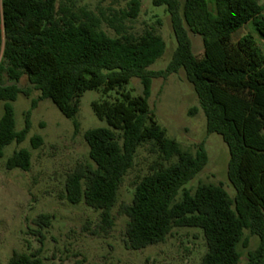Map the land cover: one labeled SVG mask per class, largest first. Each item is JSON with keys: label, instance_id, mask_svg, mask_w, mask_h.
Returning <instances> with one entry per match:
<instances>
[{"label": "trees", "instance_id": "1", "mask_svg": "<svg viewBox=\"0 0 264 264\" xmlns=\"http://www.w3.org/2000/svg\"><path fill=\"white\" fill-rule=\"evenodd\" d=\"M153 0L170 14L177 48L165 71L149 70L166 51L163 37L153 30L134 35L123 23L135 20L141 0H131L121 18H101L86 9L59 8L58 0H0V158L13 143L26 141L32 111L49 99L68 119L75 120L87 90L116 91L114 100L92 103L95 115L107 127L85 132L90 164L70 173L65 197L71 204L85 203L101 212L105 230L114 225L113 208L124 177L133 167L140 147L151 144L161 161L137 184L132 203L121 208L129 218L126 236L131 250L166 241L175 228L200 229L207 251L200 264H242L239 246L249 250L245 264H264V53L247 34L237 42L233 34L252 23L264 39V5L258 0ZM106 25L115 32L110 36ZM189 33L203 40V54L193 53ZM183 69L193 84L207 120V132L219 134L230 153L228 178L236 191L232 198L222 185L201 184L192 192L185 185L206 166L208 154L200 145L196 154L167 137L150 108L152 79L166 78ZM26 76L32 88L5 85ZM139 78L141 96L126 85ZM32 90L41 96L25 114L17 130L14 103ZM38 149L41 136L31 138ZM31 151H15L8 170L29 171ZM181 194V196H180ZM51 216L36 222L50 225ZM9 264H45L40 252H14Z\"/></svg>", "mask_w": 264, "mask_h": 264}, {"label": "rangeland", "instance_id": "2", "mask_svg": "<svg viewBox=\"0 0 264 264\" xmlns=\"http://www.w3.org/2000/svg\"><path fill=\"white\" fill-rule=\"evenodd\" d=\"M183 5L185 0H179ZM264 5V0H258ZM131 0H58V7L74 10L86 9L97 16L118 19L129 11ZM142 7L135 20L125 19L123 23L134 35L153 30L166 42V51L161 59L149 67L154 72L165 71L177 48L170 14L166 7H156L153 0H141ZM209 9L215 13L212 0ZM110 36L115 32L103 25ZM253 35L264 53V39L254 30L252 23L233 34L237 42L243 36ZM193 53L203 54V40L199 35L189 33ZM5 85L16 84L21 89L32 88L24 76L20 83L7 78ZM133 96L143 94L139 78H133L126 85ZM41 93L32 90L30 95H20L14 103L17 130L25 125V114L32 102ZM116 91L108 93L87 90L80 99L75 120L66 118L49 99L39 100L32 111L31 131L22 144L13 143L0 158V264H9L14 252L35 253L45 264H200L207 251L203 232L196 228H175L165 242L142 250H131L126 241L129 218L121 208L130 205L136 184L150 172V168L161 161L151 144L139 148L133 167L124 177L119 190L117 205L112 210L114 225L105 230L101 212L89 208L85 203L71 204L65 197V183L68 175L81 165L90 164L89 146L85 140L86 131L107 127L92 109L94 101L114 100ZM149 105L167 137L177 141L181 147L196 154L204 145L208 162L204 169L185 188L194 192L201 184L222 185L234 198L236 191L228 178L230 153L223 138L207 132V120L200 107L193 84L181 69L166 78L152 79ZM4 103H0V118ZM264 133V131H263ZM41 136L43 143L38 149L32 147L31 138ZM26 148L31 151L32 165L29 171L8 170L7 159L15 151ZM181 196V194H180ZM42 215L51 216L50 225L38 224ZM249 247L239 246L242 264L248 259L249 250L259 243L257 236L247 231Z\"/></svg>", "mask_w": 264, "mask_h": 264}, {"label": "water", "instance_id": "3", "mask_svg": "<svg viewBox=\"0 0 264 264\" xmlns=\"http://www.w3.org/2000/svg\"><path fill=\"white\" fill-rule=\"evenodd\" d=\"M1 59H2V55L0 56V62H1Z\"/></svg>", "mask_w": 264, "mask_h": 264}]
</instances>
